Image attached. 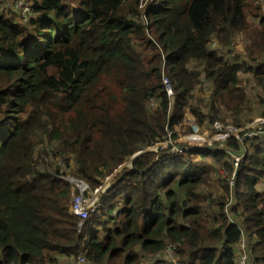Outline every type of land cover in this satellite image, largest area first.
<instances>
[{
    "label": "trees",
    "instance_id": "16d2710c",
    "mask_svg": "<svg viewBox=\"0 0 264 264\" xmlns=\"http://www.w3.org/2000/svg\"><path fill=\"white\" fill-rule=\"evenodd\" d=\"M9 2L0 0V264H72L81 248L91 264H239L243 237L248 263L264 264V132L128 160L99 193L89 231L61 177L99 187L125 158L177 138L187 110L212 131L250 120L239 74L250 71L264 95V15L247 21L264 0H152L145 14L139 0H30L23 22ZM239 33L244 58L232 53ZM203 82L205 100L195 94ZM168 245L176 260L164 263Z\"/></svg>",
    "mask_w": 264,
    "mask_h": 264
},
{
    "label": "built area",
    "instance_id": "2783aa9c",
    "mask_svg": "<svg viewBox=\"0 0 264 264\" xmlns=\"http://www.w3.org/2000/svg\"><path fill=\"white\" fill-rule=\"evenodd\" d=\"M152 0H139V8L141 9V11L145 14V10L148 7V5L151 3ZM9 9L11 11H13L14 13H18L19 14V18L21 19V21H26L30 15H31V6H30V0H11V2H9ZM162 82L163 85L165 87V91L167 93L168 96H171L173 94L168 77L165 74H162ZM257 124H255L254 126L258 125V124H263L264 123V117L260 118L258 120H256ZM255 122V123H256ZM258 130L256 132L253 131H249V132H244L242 135V139L239 138V133H241V131L238 133L237 130L235 129H229V128H224L220 122L218 121H214L213 122V129L216 132L213 135V139H215L216 141L214 142H220L219 146L217 147H221V142L226 139L227 137L230 136H235L241 143H243V141L245 140L246 137H248L251 133L253 134H257L258 132H264V124L259 125L258 126ZM195 139V137H194ZM175 139H171L168 138L166 139L163 143H159L157 145V147L159 146H165L166 144H170L173 145L172 142L175 143H187V142H183V141H174ZM199 139L193 140V141H198ZM214 142H203V143H208V144H212ZM165 144V145H164ZM201 144V143H200ZM155 144L151 145L154 146ZM149 146V147H151ZM161 146V147H162ZM151 149V148H147L146 150ZM156 148H154L153 150H155ZM244 150V149H243ZM235 158V164L238 162L240 156L237 155L234 157ZM58 163H62L61 160H57ZM68 181L71 184V197H70V206H69V211L77 216L79 219L78 222V229L81 230V228L83 227V225L87 224V228L86 230L88 231L91 228V223H88L89 218H91V216H95L99 213L100 208H101V204L99 201V192L102 190V187L97 188V189H91L89 187V185L84 182L83 180L80 179H76V178H72L69 177ZM245 238L243 237L240 240V251H239V258H238V262L239 264H249L248 260H247V251H246V244H245ZM84 250L81 249V251H79V253L77 254L75 260L73 261L72 264H91V262H88L86 257H85V253L83 252ZM170 253L172 254L171 250H170V245H168L166 247V252H165V256L168 259ZM159 253H157L156 255H158ZM173 255V254H172ZM159 257V256H158ZM174 257V256H173ZM143 259V258H142ZM170 260V259H169ZM171 261V260H170ZM172 261H175L174 259Z\"/></svg>",
    "mask_w": 264,
    "mask_h": 264
},
{
    "label": "rangeland",
    "instance_id": "374dc122",
    "mask_svg": "<svg viewBox=\"0 0 264 264\" xmlns=\"http://www.w3.org/2000/svg\"><path fill=\"white\" fill-rule=\"evenodd\" d=\"M254 5H256L255 2L253 3V6ZM258 13H261V14L264 15V6L261 7L260 11L256 10V12L253 13V15L247 14V21L252 24V25H249L250 28L252 26L259 25L260 17H255L254 16L255 14H258ZM12 15L14 17L17 16L15 14H12ZM244 44H246V42L244 40V35L242 33L237 34L235 36V38H234L233 52L232 53H234L235 56H239L240 58H244V54H245ZM229 60H230V62H232L231 59H229ZM239 75H240V84H241L242 87H244L245 92H246V94L248 96L249 105L251 107V114H250L251 117H249L250 120L247 119V120L240 121V123H241L240 126H238L236 124L234 125L231 122L230 118H224V120L229 122L225 126L226 128L235 129V130H237L238 133L241 131V133H239V138L242 139V137H243L242 134L244 132H249V131L256 132L258 130V128H259L258 127L259 125L263 126L264 123L263 124H258L256 126H254V125L257 124L256 120L264 117V114H263V112H264V95L261 94L260 89L258 87H256V85H255V83L253 81L252 74L250 73V71H247L245 73L241 72ZM207 86H208L207 82H203L202 84L198 85L196 87L195 94L197 96H203V99L205 100L206 96L209 94ZM185 114H186L185 121L175 128V132L177 134V138H174V139L176 141H183V142H187V143L183 144L181 146V149H180L178 147L179 145H177V143L172 142L173 145L170 146V150L169 151H173V152L176 153V152H180L183 149L192 148L194 145L195 146L203 145V144H200V143H203V142H214V141H216L215 139L212 140V138H213V136H214V134L216 132L212 131L205 124H202V125L197 124L195 122L194 115L189 110H187L185 112ZM221 122H223V121H221ZM187 126H190L192 128V131H189ZM211 135H213V136H211ZM194 137H195V139H194ZM196 139H199V140L198 141H193V140H196ZM164 141H160L158 143H155L154 146H151V147H148V148H151V149L157 148V145L159 143H163ZM219 144H220V142L215 144V145L209 144L208 146H210V147H215L216 146L217 147V146H219ZM166 145H168V144H166ZM162 147H164V146H162ZM207 148H209V147H207ZM124 163H126V161ZM68 175L69 174H67L66 176H68ZM102 182H104V184H106L108 182V180L105 179ZM259 186H260L261 189L264 190V179L259 183ZM163 259L166 260L164 263H167V261L168 262H175V261H172V260L173 259L176 260V258L173 257V255L171 253H170L168 259L166 257H164ZM144 262H146V263H144ZM143 263L144 264H147V263L150 264L151 262L148 260V258H146L143 261ZM160 264H163V263L160 262Z\"/></svg>",
    "mask_w": 264,
    "mask_h": 264
},
{
    "label": "clouds",
    "instance_id": "9594fccd",
    "mask_svg": "<svg viewBox=\"0 0 264 264\" xmlns=\"http://www.w3.org/2000/svg\"><path fill=\"white\" fill-rule=\"evenodd\" d=\"M165 140H166V139H165ZM152 145H153V144H152ZM147 148H148V147H147ZM147 148H145V149H143V150H140V151L145 152V151H147V150H146ZM148 150H153V149H148ZM140 151H137V152H135V153H138V152H140ZM143 152H142V153H143ZM135 153H134V154H135ZM142 153H141V154H142ZM134 154H132L130 157L125 158V161H126L127 159H129V163H130V162L132 161V160L130 161V158H131ZM139 155H140V154H139ZM139 155H138V156H139ZM138 156H137V157H138ZM135 158H136V157H135ZM135 158H134V159H135ZM125 161H124V162H125ZM127 161H128V160H127ZM127 161H126V163H125L126 165L129 164ZM124 162H123V163H124ZM123 163H122V164H123ZM116 170H117V169H116ZM115 173H116V171H115L110 177L108 176V177L106 178V179L108 180V182H107L106 184H104V182H101V184H100L99 187H97V188L102 187V190H101V191H104V190L106 189V187L109 186V184H108V183H109V180H110V178H111ZM61 177L64 178V179L69 183L70 188H71V184H70V182L68 181V178H69V177L76 178V179H80V178H77V177H75V176H73V175H70V174H69L68 176L64 175V176H61ZM80 180H83V179H80ZM83 181H84V180H83ZM84 182H85V181H84ZM86 183H87V182H86ZM97 188H95V189H97ZM101 191H100V192H101ZM100 192H99V193H100ZM98 196H99V194H98ZM70 197H71V191H70ZM70 201H71V200H70ZM69 206H70V204H69ZM83 226H85V225H83ZM87 226H88V225L86 224V228H87ZM91 227H92V225H91ZM90 229H91V228H90ZM86 231H87V230H86ZM88 231H89V230H88ZM83 240H84V239H83ZM81 249H83V248H81ZM78 253H79V252H78ZM74 260H75V259H74Z\"/></svg>",
    "mask_w": 264,
    "mask_h": 264
},
{
    "label": "water",
    "instance_id": "95a60500",
    "mask_svg": "<svg viewBox=\"0 0 264 264\" xmlns=\"http://www.w3.org/2000/svg\"><path fill=\"white\" fill-rule=\"evenodd\" d=\"M143 151H140V152H138V153H135L131 158H130V161L131 160H133L135 157H137L139 154H141ZM127 160H129V159H127ZM126 160V161H127ZM124 166H126V164L125 163H123V164H121L118 168H117V170H116V172L117 171H119L121 168H123Z\"/></svg>",
    "mask_w": 264,
    "mask_h": 264
}]
</instances>
